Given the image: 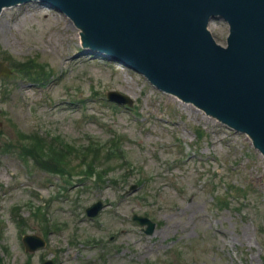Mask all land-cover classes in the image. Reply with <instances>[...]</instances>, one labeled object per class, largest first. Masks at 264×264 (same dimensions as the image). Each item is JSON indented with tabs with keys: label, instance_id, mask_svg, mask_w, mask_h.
I'll list each match as a JSON object with an SVG mask.
<instances>
[{
	"label": "rangeland",
	"instance_id": "rangeland-1",
	"mask_svg": "<svg viewBox=\"0 0 264 264\" xmlns=\"http://www.w3.org/2000/svg\"><path fill=\"white\" fill-rule=\"evenodd\" d=\"M208 26L227 44L228 22ZM80 31L39 1L1 9L0 264H264L255 138L109 57L75 54L91 48ZM25 234L46 246L28 250Z\"/></svg>",
	"mask_w": 264,
	"mask_h": 264
},
{
	"label": "water",
	"instance_id": "water-1",
	"mask_svg": "<svg viewBox=\"0 0 264 264\" xmlns=\"http://www.w3.org/2000/svg\"><path fill=\"white\" fill-rule=\"evenodd\" d=\"M21 1L29 0H0V7ZM42 1L73 17L92 46L247 130L264 151V0ZM217 15L230 23L228 45L218 44L206 28ZM108 96L132 104L118 91ZM101 207L99 201L87 211L95 215ZM134 218L154 231L149 218ZM25 240L31 249L44 244L36 235Z\"/></svg>",
	"mask_w": 264,
	"mask_h": 264
},
{
	"label": "bare ground",
	"instance_id": "bare-ground-1",
	"mask_svg": "<svg viewBox=\"0 0 264 264\" xmlns=\"http://www.w3.org/2000/svg\"><path fill=\"white\" fill-rule=\"evenodd\" d=\"M80 33H81V36H82V34H84L83 30H81ZM81 39H83V37H82ZM83 40H84V39H83Z\"/></svg>",
	"mask_w": 264,
	"mask_h": 264
},
{
	"label": "trees",
	"instance_id": "trees-1",
	"mask_svg": "<svg viewBox=\"0 0 264 264\" xmlns=\"http://www.w3.org/2000/svg\"><path fill=\"white\" fill-rule=\"evenodd\" d=\"M263 260H264V257H263Z\"/></svg>",
	"mask_w": 264,
	"mask_h": 264
}]
</instances>
